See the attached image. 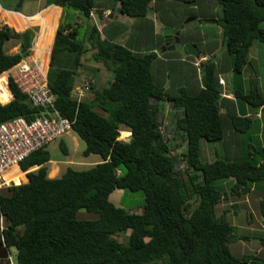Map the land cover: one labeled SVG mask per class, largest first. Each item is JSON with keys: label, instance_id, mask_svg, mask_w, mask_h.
<instances>
[{"label": "trees", "instance_id": "1", "mask_svg": "<svg viewBox=\"0 0 264 264\" xmlns=\"http://www.w3.org/2000/svg\"><path fill=\"white\" fill-rule=\"evenodd\" d=\"M113 1L129 18L146 17L153 2ZM217 1L226 51L233 72L240 74L250 63L251 46L264 43V0ZM95 2L60 0L58 5L90 18L92 8L101 10ZM35 31L17 33L0 23V76L32 54ZM77 34L64 24L58 27L47 81L54 107L85 144L83 155H97L100 162L49 178L51 158L45 147L20 164L26 182L21 183L24 173H9L15 185L0 188V244L8 256L13 247L15 264H264L257 253L232 254L230 244L246 237L225 218L259 190L256 200L264 223V146L245 147L244 157L234 159L216 153L208 160L203 150L204 142L220 144L227 131L215 65L200 63V88L169 91L152 75L155 53L101 40L92 25L87 41H78ZM10 40L20 44L18 53H7ZM86 54L87 61L105 66L111 81L98 91L91 83L90 98L76 101L71 93ZM8 87L12 99L0 103V124L48 114L50 109L32 105L11 79ZM3 97L9 100L6 88ZM242 99L253 107L264 105L256 89ZM165 107L172 122L169 139L160 130ZM228 120L227 128L241 135L252 123L247 117ZM122 130L130 132L127 141L119 139ZM60 150L68 154L61 143ZM116 190L141 192L140 212L111 203Z\"/></svg>", "mask_w": 264, "mask_h": 264}, {"label": "crops", "instance_id": "2", "mask_svg": "<svg viewBox=\"0 0 264 264\" xmlns=\"http://www.w3.org/2000/svg\"><path fill=\"white\" fill-rule=\"evenodd\" d=\"M59 1L54 0V3L47 5L45 0H38V7L32 14H26L22 10H12L4 15L6 17L5 25L17 29L20 33L27 29H36L31 48L32 54L29 58L44 68L46 73L49 68L55 35L61 24H64L69 30L76 29L77 32L82 26H86L84 42L88 40L91 25L94 27L97 25L96 30L101 40L122 45L136 53H145L146 51L155 53L157 59L152 66V75L165 90L172 91V89L182 87L191 91L198 89L201 86V73L200 68L194 64L196 58L184 50H169V45L164 43L163 29L172 28L173 37H176L175 33H179V39L183 45L193 43L198 48L199 56L204 57L205 62L215 65V83L217 81L220 90L219 103L227 131L225 139L220 142V147H214L213 150L208 142L203 143L204 153L211 152L210 155H205L206 158L212 160L216 153L229 159L242 158L245 155V145L253 146L249 143L254 142L256 148L264 146V105L253 107L242 99V96L248 95L253 89H256L264 97V43L255 42L251 46L249 65L245 66L240 74H235L232 70L233 59L227 51L223 50L225 41L218 24L221 8L217 0H198L192 6L172 0H153L151 8L144 18L127 17L120 12L119 4H115L113 0H96L95 6L108 15L107 17L85 18L87 23L79 12L60 7ZM69 17L73 19L72 23L66 24V18ZM48 21L52 26L50 32L49 28L47 29ZM195 24L199 27H194ZM262 28L264 29V23ZM214 37H218V40H215ZM44 39H46L45 45ZM8 47H10L9 44ZM18 52L19 50L7 53L16 54ZM86 55L90 56V54ZM86 55L82 57L83 65L78 71L79 76L76 79V84L84 80L83 76H87V74L93 78L92 87L94 89H96L97 83L108 84L109 77L103 78L101 74L102 65L90 63L87 61ZM220 80L224 83L220 84ZM11 99L12 94L9 92V100L3 104L8 103ZM163 113L165 124L169 123L170 109L165 107ZM230 116L249 118L252 123L247 132L241 135L227 128L230 127L228 120ZM121 133L126 136L122 140L127 141L130 132L122 130ZM74 141L78 145L76 137H74ZM98 162H100L99 159L95 160L93 165ZM50 164L51 161L48 162V165ZM37 168L34 167L31 170ZM13 171L16 173L17 169L11 172ZM64 172L61 163L53 162L48 177L56 178ZM24 174L26 177V172ZM247 223L249 224V221Z\"/></svg>", "mask_w": 264, "mask_h": 264}, {"label": "built area", "instance_id": "3", "mask_svg": "<svg viewBox=\"0 0 264 264\" xmlns=\"http://www.w3.org/2000/svg\"><path fill=\"white\" fill-rule=\"evenodd\" d=\"M3 6L0 4V15L3 14ZM108 13L97 11L92 8L89 17H107ZM204 57H196L194 64L200 68ZM38 64L31 58H25L14 65L8 72V77L24 93L29 102L36 107L50 109L47 115L36 117L27 121L18 117L0 124V188L11 185L12 178L8 177L9 172L14 169H21L20 164L32 153L47 147L54 140L63 137L71 130V122L63 117L54 107L55 96L48 86L47 76L39 68ZM220 84L224 82L219 81ZM91 88V81L88 78L76 84L72 89V97L76 101L86 98ZM172 128L171 120L160 128L164 138L170 134ZM21 173V172H20ZM17 174V173H14ZM14 177V176H13ZM0 264H15V261L8 256Z\"/></svg>", "mask_w": 264, "mask_h": 264}, {"label": "rangeland", "instance_id": "4", "mask_svg": "<svg viewBox=\"0 0 264 264\" xmlns=\"http://www.w3.org/2000/svg\"><path fill=\"white\" fill-rule=\"evenodd\" d=\"M47 0H45V3ZM0 4L3 6V9L6 11H2L3 14L0 15V23L2 25H5V19L4 15H6L8 12L12 10H22L26 14H32L35 12V10L38 7V0H0ZM10 10H8V9ZM102 11V10H100ZM99 11V12H100ZM10 15V14H9ZM83 20L87 23L85 17L82 15L81 16ZM72 20L70 17L66 18V24H71ZM32 21V20H31ZM84 22V23H85ZM98 23V21H97ZM47 29L50 32L52 29L51 22H47ZM192 25V24H191ZM94 26V25H93ZM194 27H199V25L195 24L193 25ZM206 26V25H205ZM9 27V26H8ZM95 28H97V25H95ZM15 32L20 33L17 29L12 28ZM86 26H82L81 29L78 30L77 34V40L82 42L84 39V34L86 30ZM207 32V31H206ZM215 40H218V37H214ZM18 43L14 40H10L9 45L10 47L7 48L8 53H14L17 50H20V44L17 46ZM46 44V39H44V45ZM223 50L226 51L225 45L223 47ZM199 56V55H198ZM231 58L232 56L229 55ZM30 57V56H29ZM86 55V59H87ZM28 58V57H27ZM92 63V62H90ZM49 65V64H48ZM100 65V64H99ZM39 66V65H38ZM102 65L101 69V74L102 77L105 78L106 76L109 77V80L111 81V74H108V71L106 70L105 66ZM42 72H44L47 76V73L44 68L39 67ZM109 75V76H108ZM1 76H4L5 80L0 82V92L3 91V88L6 90H9L8 87V82H9V75L8 72L3 73ZM0 76V77H1ZM83 77L88 78L91 83L93 82V78L91 75H84ZM84 78V79H85ZM82 80L80 81V83ZM107 83H97L96 84V90H101L102 87L106 86ZM90 96V93H88ZM87 95V96H89ZM86 96V97H87ZM7 102V98L3 97V100L0 98V103ZM161 120L164 121V114L160 115ZM168 117L169 114H168ZM168 123H166L167 125ZM164 124L162 125V127ZM167 139H169V135H167ZM75 134L71 131L67 135H64L61 138H58L51 142L47 146V150L50 154L51 158V164L49 165V169L52 165L53 162L56 163H61L62 164V169L63 172L65 171L66 168H72L74 170H86L90 168L93 165V162L95 160H100V158L97 155H89V156H84L83 152L85 150V144L82 140L78 139V145L75 144L74 141ZM126 137V136H125ZM120 134V139L125 138ZM249 139L248 137H246ZM250 140V139H249ZM60 143L63 144L67 149H68V154L65 155L61 150H60ZM249 144H252L255 147V143L251 142ZM210 147L213 149L214 147H220V144L218 143H209ZM249 145H245L246 149ZM214 150V149H213ZM251 150V149H249ZM211 152L208 151L206 152V155H210ZM59 165V164H57ZM56 165V166H57ZM182 168V166H179ZM25 173L21 169H17L16 173ZM25 176V174L23 175ZM26 182V177L21 179V183ZM20 183V184H21ZM19 185V184H17ZM225 186V184H224ZM260 194L259 190L254 191L250 197H249V203L247 205L240 204L239 210L237 212H231L228 213L227 216L225 217L229 223H231L233 226L236 228V232L239 236L246 237L245 240H239L236 242H233L230 244V250L234 256L241 257L244 255H250V254H255L257 253L259 257L264 260V244H262V240H264V223L262 222V218L260 215L259 211V204L257 196ZM110 202L113 203L114 205L124 208L125 210L129 211L130 213H139V209L143 204V196L141 192H123L122 190H116L114 191L111 196H110ZM246 203V202H244ZM247 219L250 222L249 224L247 223ZM123 237H119L120 241H122ZM9 254L10 257L13 261H16V256H17V250L15 248H10L9 249Z\"/></svg>", "mask_w": 264, "mask_h": 264}, {"label": "water", "instance_id": "5", "mask_svg": "<svg viewBox=\"0 0 264 264\" xmlns=\"http://www.w3.org/2000/svg\"><path fill=\"white\" fill-rule=\"evenodd\" d=\"M51 3H54V0H47L46 4L50 5ZM163 35H164V43L165 45H169L168 48L169 50H184L186 51L189 55L193 57H198L199 51L198 48L193 44V43H187V44H182L179 39V33H175L176 37H173V29L172 28H164L163 29ZM75 35L71 39H73ZM12 185H15L12 183ZM8 257V250L7 248L3 245L0 244V260H4Z\"/></svg>", "mask_w": 264, "mask_h": 264}, {"label": "bare ground", "instance_id": "6", "mask_svg": "<svg viewBox=\"0 0 264 264\" xmlns=\"http://www.w3.org/2000/svg\"><path fill=\"white\" fill-rule=\"evenodd\" d=\"M8 177L12 178L10 175H8ZM12 181V180H11Z\"/></svg>", "mask_w": 264, "mask_h": 264}, {"label": "clouds", "instance_id": "7", "mask_svg": "<svg viewBox=\"0 0 264 264\" xmlns=\"http://www.w3.org/2000/svg\"><path fill=\"white\" fill-rule=\"evenodd\" d=\"M120 139V138H119Z\"/></svg>", "mask_w": 264, "mask_h": 264}]
</instances>
